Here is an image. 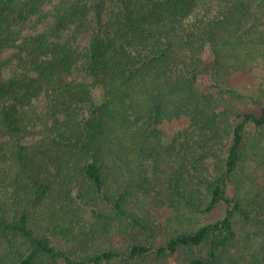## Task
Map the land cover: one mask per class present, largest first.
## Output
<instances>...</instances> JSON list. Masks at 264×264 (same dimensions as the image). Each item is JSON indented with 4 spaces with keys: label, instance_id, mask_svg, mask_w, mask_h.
I'll return each instance as SVG.
<instances>
[{
    "label": "trees",
    "instance_id": "16d2710c",
    "mask_svg": "<svg viewBox=\"0 0 264 264\" xmlns=\"http://www.w3.org/2000/svg\"><path fill=\"white\" fill-rule=\"evenodd\" d=\"M106 1L0 0V264H264V0Z\"/></svg>",
    "mask_w": 264,
    "mask_h": 264
},
{
    "label": "rangeland",
    "instance_id": "374dc122",
    "mask_svg": "<svg viewBox=\"0 0 264 264\" xmlns=\"http://www.w3.org/2000/svg\"><path fill=\"white\" fill-rule=\"evenodd\" d=\"M125 0H107L105 8L101 12L100 15H96V13L92 12L88 19L83 24H70L68 28H64L58 30L57 33H52L53 38L63 37L75 45H79L81 47H85L89 45L92 36L95 32H103L106 24L108 21L115 15L117 11L120 9H125L126 3ZM129 3H132L135 0H127ZM212 6V11H218L222 8V4L216 0H209ZM46 9L48 11V18L36 22L37 17L35 15L30 16L24 24V30L27 34L35 33L38 31H44L51 27L54 22V15H53V8L51 3H47ZM17 51L16 48H8L6 50V55L14 56L15 52ZM79 79H88L84 75H78ZM89 80V79H88ZM264 80V70L261 69L257 71L252 76H243L239 83V86L245 90H253L258 87ZM94 94L96 96V100L98 102L102 101V90L98 87L95 88ZM37 103L41 108L44 107L45 104V97L42 96L40 99L37 100ZM187 126V121L183 122H167L165 123V128L167 130L166 142L169 143L174 136L177 134L179 130L184 129ZM64 264V263H61Z\"/></svg>",
    "mask_w": 264,
    "mask_h": 264
}]
</instances>
